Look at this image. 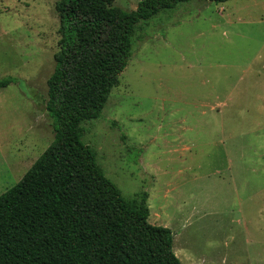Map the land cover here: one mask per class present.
<instances>
[{"label": "rangeland", "instance_id": "obj_1", "mask_svg": "<svg viewBox=\"0 0 264 264\" xmlns=\"http://www.w3.org/2000/svg\"><path fill=\"white\" fill-rule=\"evenodd\" d=\"M57 0H0V195L52 140L44 110ZM125 12L136 0H114ZM80 142L180 264H264V0L191 1L136 24Z\"/></svg>", "mask_w": 264, "mask_h": 264}, {"label": "trees", "instance_id": "obj_2", "mask_svg": "<svg viewBox=\"0 0 264 264\" xmlns=\"http://www.w3.org/2000/svg\"><path fill=\"white\" fill-rule=\"evenodd\" d=\"M57 0V50L44 110L52 140L0 195V264H180L171 232L147 222V194L120 197L80 142L130 56L136 24L191 1ZM12 82L0 78V90Z\"/></svg>", "mask_w": 264, "mask_h": 264}]
</instances>
